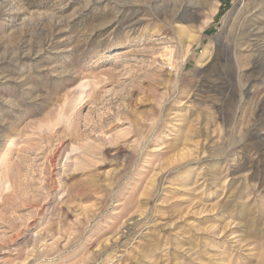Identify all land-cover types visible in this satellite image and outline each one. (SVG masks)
<instances>
[{
  "label": "rangeland",
  "instance_id": "1",
  "mask_svg": "<svg viewBox=\"0 0 264 264\" xmlns=\"http://www.w3.org/2000/svg\"><path fill=\"white\" fill-rule=\"evenodd\" d=\"M0 264H264V0H0Z\"/></svg>",
  "mask_w": 264,
  "mask_h": 264
}]
</instances>
